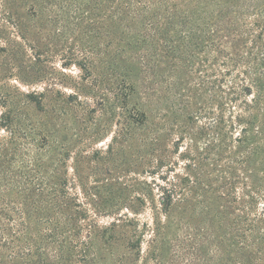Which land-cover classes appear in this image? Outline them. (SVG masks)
Returning a JSON list of instances; mask_svg holds the SVG:
<instances>
[{
  "label": "trees",
  "instance_id": "16d2710c",
  "mask_svg": "<svg viewBox=\"0 0 264 264\" xmlns=\"http://www.w3.org/2000/svg\"><path fill=\"white\" fill-rule=\"evenodd\" d=\"M62 2L93 14L104 41L94 59L76 65L122 97L129 141L151 178L143 186L159 192L156 200L145 194L156 213L146 258L162 257L173 241L174 250L187 249L185 264H264V0ZM44 4L0 0V33H30L22 8L37 14ZM28 97L43 112L44 95ZM0 129L8 135L0 140V264H126L140 255L143 234L136 225L127 233V216L100 230L86 223L71 190L92 202L100 193L86 191L81 159L69 178L64 145L35 148L7 113ZM111 202L110 213L124 206ZM176 203L193 207L183 239L172 233Z\"/></svg>",
  "mask_w": 264,
  "mask_h": 264
},
{
  "label": "rangeland",
  "instance_id": "374dc122",
  "mask_svg": "<svg viewBox=\"0 0 264 264\" xmlns=\"http://www.w3.org/2000/svg\"><path fill=\"white\" fill-rule=\"evenodd\" d=\"M49 1L45 0L37 14L28 12V7L22 8L25 25L32 27L30 33H17L11 28L0 33V39L7 40H0V48L9 43L6 51H0V115L9 114L10 125L16 129L19 139H26L35 148L44 141L47 147L53 142L64 145V152L70 155L69 178L73 176L75 160L81 159L78 166L85 177L86 191L95 187L100 193V198L92 202L81 193V188L76 186L71 190L86 209V223L100 230L118 219H126L125 216L132 219L133 225L127 233L132 232L135 225L142 232L141 253L132 254L126 264H185L187 249L174 250L173 241L165 244L162 257L146 258L152 251L149 245L154 236V211L147 196L153 195L156 200L159 192L156 189L148 192L143 186L151 178L136 160L138 148L129 141V119L122 97L103 79L84 78L76 65L83 63L85 56L94 59L104 41L93 14L78 13L62 0L46 4ZM35 93L44 95L43 112H37L29 100L28 95ZM76 93V100L70 101L68 96ZM119 131L113 152L105 154ZM7 137V132L0 129V140ZM96 151L100 154L92 161ZM115 197L121 198L124 206L110 213L113 208L109 206ZM191 208L176 203L171 211V217L180 223L172 228L176 238L183 239L185 229L192 225L189 224L191 219H183L192 215ZM213 220L214 231H217V219Z\"/></svg>",
  "mask_w": 264,
  "mask_h": 264
}]
</instances>
